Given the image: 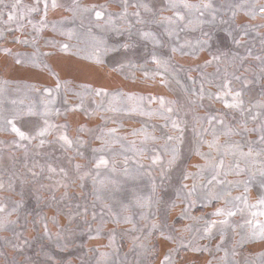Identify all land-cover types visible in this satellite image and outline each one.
<instances>
[{"label": "rangeland", "instance_id": "obj_1", "mask_svg": "<svg viewBox=\"0 0 264 264\" xmlns=\"http://www.w3.org/2000/svg\"><path fill=\"white\" fill-rule=\"evenodd\" d=\"M0 264H264V0H0Z\"/></svg>", "mask_w": 264, "mask_h": 264}, {"label": "trees", "instance_id": "obj_2", "mask_svg": "<svg viewBox=\"0 0 264 264\" xmlns=\"http://www.w3.org/2000/svg\"><path fill=\"white\" fill-rule=\"evenodd\" d=\"M14 142H16V146H18V145H20V141L19 140H16V141H14ZM18 144V145H17Z\"/></svg>", "mask_w": 264, "mask_h": 264}]
</instances>
